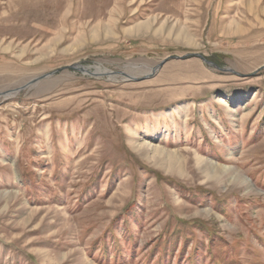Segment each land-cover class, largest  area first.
I'll return each mask as SVG.
<instances>
[{
  "label": "rangeland",
  "instance_id": "rangeland-1",
  "mask_svg": "<svg viewBox=\"0 0 264 264\" xmlns=\"http://www.w3.org/2000/svg\"><path fill=\"white\" fill-rule=\"evenodd\" d=\"M27 83L0 264H264V0H0V92Z\"/></svg>",
  "mask_w": 264,
  "mask_h": 264
},
{
  "label": "water",
  "instance_id": "water-1",
  "mask_svg": "<svg viewBox=\"0 0 264 264\" xmlns=\"http://www.w3.org/2000/svg\"><path fill=\"white\" fill-rule=\"evenodd\" d=\"M189 56H197V57H199L200 59H202L206 64L211 65L212 67H214L215 69H217V70H219V71H231V70H229V69H225V68H222V67L218 66L216 63H214V62H212V61L206 59V58H205L204 56H202L201 54H199V53H195V52L187 53V54H185V55H181V56H179V55H178V56H172V57H173V58H181V59H183L184 57H189ZM165 60H166V59L162 60V61L159 62L157 65H155L154 67H152L151 72H150L149 74H147V75L141 77V78H136V77H133V76L127 75V74L124 73L123 71L90 72V71H88V70H86L85 68H82V67H76V68L79 69V70H81V71H85V72H87V73H90V74H97V73H98V74H101V75H103V74H110V75H112V76H113V75H116V74H120V75H123V76H125V77L130 78V79H135V80H136V79H143V78L151 77V76L155 73V71L161 67V65L165 62ZM54 72H56V70L51 71L50 73H47V74H45V75H43V76L51 75V74H53ZM41 77H42V76H41ZM27 85H29V83L24 84L23 86H20V87H18V88H16V89H11V90H7V91H1V92H0V96H1V95H2V96L10 95V92H11V91H18V90H20L21 88L26 87Z\"/></svg>",
  "mask_w": 264,
  "mask_h": 264
},
{
  "label": "bare ground",
  "instance_id": "bare-ground-1",
  "mask_svg": "<svg viewBox=\"0 0 264 264\" xmlns=\"http://www.w3.org/2000/svg\"><path fill=\"white\" fill-rule=\"evenodd\" d=\"M149 26V24H147V23H143V24H140V25H138V26H136L135 28H134V30H133V33L135 32V33H140L141 31H142V29L144 28V29H146V27H148ZM103 27V26H102ZM102 32H104L106 35H107V33H108V30L106 29V28H104V30L102 31ZM90 38H91V40L92 39H95L96 38V36H97V34H96V30H94L93 32H91L90 33ZM187 38V37H186ZM185 38V39H186ZM183 39V38H182ZM188 39V38H187ZM189 41L190 40H188V43H189ZM98 71V70H97ZM99 72H101V71H99ZM103 72H107L106 70H104ZM108 76V75H107ZM110 77H113L112 75H110ZM140 148H142V147H140ZM146 149V148H145ZM148 150V149H147ZM145 151V150H144ZM140 152H141V150H140ZM147 152V151H146ZM154 152H155V154H156V156L158 155H160L161 153H163V150H161V149H154ZM143 153V152H142ZM153 153V152H152ZM154 155V154H153ZM170 157H172V155L170 156ZM238 175V174H237Z\"/></svg>",
  "mask_w": 264,
  "mask_h": 264
}]
</instances>
